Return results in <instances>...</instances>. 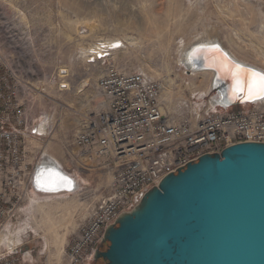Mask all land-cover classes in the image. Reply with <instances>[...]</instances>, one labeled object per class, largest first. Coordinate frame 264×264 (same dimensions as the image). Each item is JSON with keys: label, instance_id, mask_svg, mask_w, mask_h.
I'll list each match as a JSON object with an SVG mask.
<instances>
[{"label": "rangeland", "instance_id": "1", "mask_svg": "<svg viewBox=\"0 0 264 264\" xmlns=\"http://www.w3.org/2000/svg\"><path fill=\"white\" fill-rule=\"evenodd\" d=\"M203 35L264 71V0H0V54L19 75L22 92L39 121L53 117L49 144L57 146L59 165L75 174L82 186L74 195L59 197L63 203L76 196L82 205L73 212L76 227H70L60 258L36 215L37 204L47 196L33 194L22 216L0 233L14 238L15 247L23 252H31L32 264H68L66 252L109 181L98 161L84 162L71 146L76 130L99 112L102 103L96 84L105 66L83 51L103 39H122L125 47L111 53V62L123 71L143 72L162 82L165 111L182 113L195 94L199 109L206 104L210 75L206 79L181 65L177 47ZM126 37L138 44L129 45ZM61 84L68 87L61 89ZM90 190L95 194L89 196ZM3 249H9L5 243L0 252Z\"/></svg>", "mask_w": 264, "mask_h": 264}, {"label": "built area", "instance_id": "2", "mask_svg": "<svg viewBox=\"0 0 264 264\" xmlns=\"http://www.w3.org/2000/svg\"><path fill=\"white\" fill-rule=\"evenodd\" d=\"M97 52V61L105 66L96 84L101 109L84 120L71 146L85 162L98 161L109 181L101 187L105 194L95 201L66 252L68 264H86L92 259L106 228L132 210L165 176L230 145L264 143V102L222 101L223 92L215 77L201 109L195 94L189 101L193 103L184 106L182 113H167L161 100L162 82L143 72L121 70L111 62V50L101 42ZM60 87L66 89L67 85ZM29 104L19 75L5 65L0 54V233L22 216L23 206L33 194L46 196L36 185V177L57 166L45 154L53 127L39 121ZM72 157L77 159L73 153ZM80 188L77 185L65 193L74 195ZM94 194L95 190L88 193ZM30 254L20 246L3 249L0 264H32Z\"/></svg>", "mask_w": 264, "mask_h": 264}, {"label": "water", "instance_id": "3", "mask_svg": "<svg viewBox=\"0 0 264 264\" xmlns=\"http://www.w3.org/2000/svg\"><path fill=\"white\" fill-rule=\"evenodd\" d=\"M101 245L95 258L109 264H264V143L233 144L165 176Z\"/></svg>", "mask_w": 264, "mask_h": 264}, {"label": "bare ground", "instance_id": "4", "mask_svg": "<svg viewBox=\"0 0 264 264\" xmlns=\"http://www.w3.org/2000/svg\"><path fill=\"white\" fill-rule=\"evenodd\" d=\"M210 37L211 36L203 35L192 43L179 44L177 47V52L182 58L179 63L185 66L195 75L206 76V79L207 76L210 75V85L208 84L209 88H207L208 90L205 89L208 92L212 87V82L215 77L216 80H219L222 83L223 81L224 83L226 82L227 88L225 92L227 96L223 94V97H220L222 101L227 103L229 102V104L264 102V95L253 94L250 96L247 90H237L240 88H246L252 79L249 72L246 70H254L260 73H264V71L258 67L244 62V60H240L239 57L235 56L232 52L226 49L224 45L221 44L217 39H211ZM125 40L129 45L132 46H136L138 44L137 39L132 37H126ZM99 42H101L105 48L111 50L110 55L111 53L118 52L120 49L125 47V42L122 39H103ZM99 42L94 44L89 50H84L83 53H86V56L93 55L98 57L99 53L97 52V44H99ZM237 65L242 67L237 68ZM192 84L193 86L195 85L194 82ZM53 120L54 119L51 115H46L43 116L41 121L52 124ZM55 139L57 138L55 137ZM48 145L45 148V154L49 156L57 166L46 168L36 177V185L40 190L46 192V196L48 197L42 202L39 201L36 206V215L41 217L40 226L43 228L44 234L48 236L55 244L57 251L56 256L60 258L63 253L64 244L67 240V237L69 236V233L71 232L70 227L72 226L74 229L76 227L73 218V212L76 208L81 207L82 205L77 202V199L75 198L76 196L72 197V199L70 197V200L65 199L66 201L63 203L60 201L59 197H61V194H65L66 190L71 191L73 188H75V186L77 187L78 185L79 188L80 185L79 182L78 184L76 183L75 177L71 176L59 165L60 163H58L59 160L57 156V152L59 153V151L57 146L52 144ZM56 195L58 197H56ZM34 218H36V216ZM60 228H64V233L61 236H59ZM4 243L11 250L16 246V241L14 238L10 237L6 233L0 235V246Z\"/></svg>", "mask_w": 264, "mask_h": 264}, {"label": "snow or ice", "instance_id": "5", "mask_svg": "<svg viewBox=\"0 0 264 264\" xmlns=\"http://www.w3.org/2000/svg\"><path fill=\"white\" fill-rule=\"evenodd\" d=\"M237 68L242 66L237 65ZM249 72L250 77L252 78L250 83L246 86V88L237 89L239 91L247 90L249 95L259 94L264 95V73L256 72L254 70H246Z\"/></svg>", "mask_w": 264, "mask_h": 264}, {"label": "flooded vegetation", "instance_id": "6", "mask_svg": "<svg viewBox=\"0 0 264 264\" xmlns=\"http://www.w3.org/2000/svg\"><path fill=\"white\" fill-rule=\"evenodd\" d=\"M100 251H105L107 249L106 245H100L98 248ZM86 264H109L106 260L102 259V258H98L96 259L95 256L90 259Z\"/></svg>", "mask_w": 264, "mask_h": 264}]
</instances>
